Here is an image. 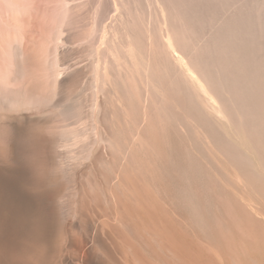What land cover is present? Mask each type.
Returning a JSON list of instances; mask_svg holds the SVG:
<instances>
[{"label": "rangeland", "instance_id": "rangeland-1", "mask_svg": "<svg viewBox=\"0 0 264 264\" xmlns=\"http://www.w3.org/2000/svg\"><path fill=\"white\" fill-rule=\"evenodd\" d=\"M164 1L165 10L174 8ZM200 1H210L203 23L185 30L186 15L173 13L171 50L181 47L175 53L184 51L185 61L195 56L189 64L207 74L228 117L225 128L209 116L204 98L201 105L193 91L187 98L196 103L183 98L178 76L167 81L176 82L172 92L179 91L183 107L169 100L177 92L163 102L156 72L152 83L140 70L146 46L159 57L157 68L172 69L153 0H0V179L16 181L23 204L48 226L43 242L24 245L3 238L0 227L10 264H264V0H220L223 9L211 16V0ZM124 13L134 19L122 27L128 33L113 27ZM165 124L176 130L172 141ZM133 132L145 136L142 148ZM147 150L172 160L171 204ZM0 200L6 223L14 210L1 190Z\"/></svg>", "mask_w": 264, "mask_h": 264}, {"label": "bare ground", "instance_id": "bare-ground-1", "mask_svg": "<svg viewBox=\"0 0 264 264\" xmlns=\"http://www.w3.org/2000/svg\"><path fill=\"white\" fill-rule=\"evenodd\" d=\"M149 1V0H148ZM209 1V0H208ZM222 1V0H221ZM233 0H231V2H232ZM235 1V0H234ZM125 2V1H124ZM153 2H154V4H155V6L158 8V12H157V17H156V19H157V24H158V26L160 27V29H161V32H162V34H163V36H164V38H165V42H166V46H167V49H168V51H167V54H168V57L167 56H164V57H166L167 58V61H168V63H169V65L172 67V69L169 67V68H167V69H164L163 67L161 68V70L159 69V68H157L158 67V58H156L153 54H152V52H150L149 50H148V48L149 47H145L144 49H143V53H141L142 55H140V51L138 52V50L136 51V55L137 54H139L140 55V58L141 57H143V58H139V60L140 61H138V62H140L139 64V67H141V69L140 70H142V71H144L145 72V74H146V77L148 78V77H153L154 76V74H153V70H154V72H156V75H155V77L157 78V80L155 81V80H153L151 77H150V79H151V82L152 81H155L154 83L156 84V92L158 93V94H160L162 97V99H165L163 102H165L166 101V104L168 105V98H167V96L171 93V94H174V93H176V92H172V91H174V87H172L173 85H174V83L176 84V82L174 81V83L173 84H170L171 82H168L167 80L168 79H170L171 81H172V79H176V76H178V78H179V81H177V84L176 85H179L178 83H180L181 82V89H178V88H180V87H176L177 88V90H180V91H182V92H180V93H182V95H183V98H187V96L189 95V98L191 97L192 98V94H191V92L192 93H196V98L194 97V99H197V96L199 95V100L197 101V103L195 102V101H192V99H190L192 102H195L196 103V105L197 104H199V105H201V103H199V101L201 100V101H203V99L202 98H204V100H205V102H207L208 104H206V106H205V110H206V107L208 108V107H210V110H209V108L207 109V110H209V112L210 113H208L209 114V116L211 115V117H212V119H213V121H214V123L216 124V125H218V126H221V127H224L223 126V123L224 122H226L227 121V118H226V114H225V112H223L224 110L221 108V104H220V100L218 101V100H216L215 99V97L213 96V93H215V91H214V89H213V92L211 93L209 90H208V88L209 87H207V85H209V83H210V80H209V82H208V79L201 73V71H200V73L198 72V69H194L192 66L194 65H190L189 63L191 62V61H188V57H186L187 58V60L185 61V59H183L182 58V54L185 56V53H184V51L182 52V54H180L179 55V53L177 54V53H175V52H178V51H180V50H178L179 48H181V47H179L178 49L177 48H175V52H174V50L172 51L171 50V48H172V46H174L173 45V43L176 41V37H177V34H176V32H177V30H176V28H178L177 27V23L175 22V19H174V17H173V13H181V12H183V15L185 14L186 15V20H185V22H183V21H181V22H183V26H184V29L185 28H188L189 27V24H190V22H197V23H200V22H204V20L206 21V19H204L203 20V16H205L207 13H208V8H205L206 7V5L210 2H206V4L205 3H203V2H201L200 0H170V2L169 3H174V8H172V7H169V8H166V10L163 8V6H164V3H165V1L164 0H153ZM211 2L213 3L212 5H211V9L209 10V11H211V13H209L208 14V16L210 15L211 16V14L213 15V14H216V12L217 13H219V9L221 8V9H223V7H221L222 5H221V2H220V0H211ZM121 3V2H120ZM149 3V2H148ZM223 3V2H222ZM228 3H230V1L228 2ZM122 4V3H121ZM121 4H118V5H121ZM147 4V3H146ZM166 4H168V3H166ZM224 4L226 5V1H224ZM224 5V6H225ZM228 5V4H227ZM227 5H226V7H227ZM125 6V5H124ZM153 6V5H152ZM170 6V5H169ZM119 7V6H118ZM230 7V6H229ZM180 8H182V10H180ZM225 8V7H224ZM125 9V8H124ZM129 9V8H128ZM144 9V8H143ZM152 9V8H151ZM234 9V8H233ZM225 10V9H224ZM143 11V10H142ZM129 12V11H128ZM135 12V11H134ZM229 12V11H228ZM237 12V11H236ZM231 13V12H230ZM223 14V13H222ZM128 15H129V13H128ZM131 15V14H130ZM153 15H154V13H153ZM132 16V15H131ZM118 17V18H117ZM115 19H116V22H115V24L113 25V27L116 25V26H118V28L120 27V28H124V27H126L127 25H128V19L130 18V16H129V18L127 19V18H125V13H124V15H119V16H117ZM153 17V16H152ZM155 17V16H154ZM183 17V16H182ZM132 18V19H131ZM130 18V21H132V20H134L133 19V17H131ZM151 18V17H150ZM211 18H213V17H211ZM127 19V20H126ZM147 19H149V18H147ZM146 19V20H147ZM152 19V18H151ZM150 19V20H151ZM185 19V18H184ZM242 19V18H241ZM181 20V19H180ZM129 21V22H130ZM141 21H143V20H141ZM147 21H149V20H147ZM153 22H154V19L152 20ZM234 21V20H233ZM137 22V21H136ZM151 22V21H150ZM218 22V21H217ZM223 22V21H222ZM135 23V22H134ZM141 23V22H140ZM144 23V22H143ZM147 23V22H146ZM149 23V22H148ZM112 24V23H111ZM145 24V23H144ZM151 24V23H150ZM149 24V25H150ZM153 24H155V23H152L151 25H153ZM181 24V23H180ZM139 25V24H138ZM203 25V24H202ZM129 26V25H128ZM130 28H131V30H132V24H130ZM140 26V25H139ZM139 26H137L138 28H139ZM148 26V25H147ZM156 26V25H155ZM209 26V25H208ZM237 26V25H236ZM247 26V25H246ZM136 27V26H135ZM115 28H117V27H115ZM117 28V30L116 31H119L120 29H118ZM121 29V31H124V29ZM133 28H134V26H133ZM136 29V31H138V33H140L139 32V29ZM141 28H144V26L143 27H141ZM141 28H140V30H141ZM181 28V27H180ZM201 28H202V26H201ZM129 29V28H128ZM135 29V28H134ZM133 29V30H134ZM146 29V28H145ZM150 29H151V27H150ZM155 29V28H154ZM113 30H115V29H113ZM130 30V29H129ZM130 30V31H131ZM185 30H187V29H185ZM192 30H194L193 28H192ZM208 30V29H207ZM250 30H252V28H250ZM116 31H114V32H116ZM142 32V36L141 37H146V36H144L143 34L144 33H146V32H144V31H146V30H141ZM211 31V30H210ZM240 31V30H239ZM124 32H126V33H128V31H124ZM123 32V34L125 35L126 33H124ZM153 32H154V30H153ZM160 32V33H161ZM189 32V31H188ZM187 32V33H188ZM243 32V31H242ZM116 33H118V32H116ZM121 33V32H120ZM133 33H135V31H133ZM137 33V34H138ZM186 33V32H185ZM122 34V35H123ZM131 35L129 36V37H131L132 36V32L130 33ZM136 34V33H135ZM128 35V34H127ZM148 35V34H147ZM240 35V34H239ZM243 35V34H242ZM120 36H121V34H120ZM126 36V35H125ZM137 36V35H136ZM136 36H134V34H133V36L131 37V39L134 37V39H136V40H131L132 41V43L134 44V43H136L134 46H136L137 45V47H138V42H137V37ZM181 36H184L183 34L181 35ZM186 36H188V35H186ZM221 36V35H220ZM236 36V35H235ZM245 36V35H244ZM123 36H121V38H122ZM128 37V36H127ZM153 37V36H152ZM183 38H186L185 36L183 37ZM189 38H190V36L187 38L188 39V43H189ZM211 38V37H210ZM249 38V37H248ZM139 39V38H138ZM144 39V38H143ZM147 39V38H146ZM145 39V40H146ZM149 39H151V38H149ZM156 40H157V38H155ZM190 39H192V38H190ZM252 39H253V37H252ZM148 40V39H147ZM186 40V39H185ZM193 40V39H192ZM191 40V41H192ZM202 40V39H201ZM218 40V39H217ZM118 41V40H117ZM139 42L141 41L140 39L138 40ZM143 41V40H142ZM158 41V40H157ZM156 41V42H157ZM161 41H163L162 39H161ZM194 41V40H193ZM130 42V41H129ZM247 42H248V40H247ZM132 43H130V45H133ZM143 43H144V41H143ZM149 43H151V41H149ZM160 42H158V44H159ZM179 43V42H178ZM182 43V42H181ZM196 43H197V41H196ZM249 43V42H248ZM144 44H146V43H144ZM143 44V45H144ZM148 44V43H147ZM177 44V43H176ZM184 44H186V43H184ZM191 44H192V42H191ZM195 44V43H194ZM114 45V44H113ZM154 45H156V44H154ZM161 45V44H160ZM188 45V44H187ZM198 45V44H197ZM231 45V44H230ZM251 45V44H250ZM128 46V45H127ZM133 46V47H134ZM149 46V45H148ZM152 46V45H151ZM150 46V47H151ZM180 46H182V45H180ZM126 47V46H125ZM133 47H132V49H133ZM154 47V46H153ZM152 47V48H153ZM162 47V46H161ZM183 47H185V46H183ZM190 47V46H189ZM252 47V46H251ZM166 47H164V49H165ZM194 48V46H192V48L191 49H193ZM205 48V47H204ZM126 49H128V48H126ZM135 49H136V47H134V50H133V52L135 51ZM151 49V48H150ZM162 49V48H161ZM182 49V48H181ZM248 49V48H247ZM128 50H130V48L128 49ZM176 50H178V51H176ZM195 50V49H194ZM193 50V51H194ZM131 51V50H130ZM226 51V50H225ZM138 52V53H137ZM150 52V53H149ZM158 52V51H157ZM161 52V51H160ZM160 52H158V53H160ZM163 52H165V51H163ZM206 52V51H205ZM208 52V51H207ZM229 52V51H228ZM146 53H149L148 55H146L147 57H144L145 56V54ZM157 53V54H158ZM190 53H192V51L190 52ZM135 54V53H134ZM162 54V53H161ZM167 54H165V55H167ZM193 54V53H192ZM211 54V53H210ZM224 54V53H223ZM226 54V53H225ZM228 54H231V53H228ZM126 55H127V53H126ZM164 55V54H163ZM215 55V54H214ZM234 55V54H233ZM135 56V55H134ZM138 56V55H137ZM148 56H151V58L150 57H148ZM161 56V55H160ZM213 56V55H212ZM228 56V55H227ZM190 57H195V56H190ZM189 57V58H190ZM132 58V57H131ZM130 58V59H131ZM165 58V59H166ZM185 58V57H184ZM204 58V57H203ZM228 58V57H227ZM130 59H129V57H128V60H129V62H131L130 61ZM133 59V58H132ZM138 59V58H137ZM157 59V60H156ZM231 59V58H230ZM136 60V59H135ZM209 60V59H208ZM134 61V60H133ZM162 61V60H161ZM188 61V62H187ZM207 61V60H206ZM219 61H221V60H219ZM226 61H228V60H226ZM128 62V63H129ZM164 62V61H163ZM211 62V61H210ZM212 62H213V60H212ZM216 62H218V61H216ZM161 63V62H160ZM193 63V62H192ZM130 64V63H129ZM162 64V63H161ZM201 64V63H200ZM133 64L131 63L130 64V66H132ZM236 65H237V63H236ZM219 66V65H218ZM217 66V67H218ZM225 66V65H224ZM249 66V65H248ZM126 67H127V65H126ZM133 67L135 68V66L133 65ZM133 67H132V69H133ZM160 67V66H159ZM203 67H205L204 65H203ZM222 67V66H221ZM234 67V66H233ZM238 67H239V65H238ZM131 68V67H130ZM130 68H128L129 69V71H131L130 70ZM197 68H199V67H197ZM201 68V67H200ZM229 68V67H228ZM232 68V67H231ZM170 69V70H169ZM219 69H221V68H219ZM134 71H136L135 69H133ZM215 70V69H214ZM223 70V69H222ZM225 70V69H224ZM248 70V69H247ZM172 71V72H171ZM174 71V72H173ZM219 71V70H218ZM140 72V71H139ZM248 72V71H247ZM150 74V75H149ZM151 74H153V75H151ZM177 74V75H176ZM203 76H202V75ZM230 74V73H229ZM250 74H252V73H250ZM138 75H139V73H138ZM160 75V76H159ZM209 75V74H208ZM222 75V74H221ZM135 76V75H134ZM139 76H141V75H139ZM213 76V75H212ZM253 76H254V74H253ZM142 77V76H141ZM206 78L207 79V81L204 79V78ZM248 77V76H247ZM177 78V79H178ZM248 78H250V77H248ZM252 78V77H251ZM231 80V79H230ZM147 81V80H146ZM205 81H206V83H205ZM207 82H208V84H207ZM231 82V81H230ZM250 82V81H249ZM153 83V82H152ZM145 90V89H144ZM249 90H251V89H249ZM179 92V91H178ZM177 92V93H178ZM188 92H190V94H188ZM195 93H194V95H195ZM198 94V95H197ZM181 95V94H180ZM179 93H178V96L176 97V95L174 96V95H172V96H170L169 97V100L171 101V103H172V105H178V107H183V105H184V101H183V103L181 102V100L183 99H180L179 98ZM218 95V94H217ZM223 95V94H222ZM247 96V95H246ZM218 97H220V96H218ZM248 98V97H247ZM188 99V98H187ZM186 100V99H185ZM189 100V99H188ZM189 100V101H190ZM190 101V102H191ZM200 101V102H201ZM217 101H218V104H219V106H218V104H217ZM243 101V100H242ZM187 102V101H186ZM190 102H188V103H190ZM191 102V103H192ZM170 103V102H169ZM190 103V104H191ZM128 104V103H127ZM190 104H188V105H190ZM195 105V106H196ZM143 106V105H142ZM169 106H171V105H169ZM192 106H193V104H192ZM173 107V106H172ZM172 107H170V108H172ZM186 108V107H185ZM192 108V107H191ZM195 108V107H194ZM220 108H221V110H220ZM224 108V107H223ZM203 111H205L204 110V108L202 109ZM125 111V110H124ZM161 111V110H160ZM172 111V110H171ZM189 111V110H188ZM157 112V111H156ZM178 112V111H177ZM179 113V112H178ZM171 114V113H170ZM169 114V115H170ZM173 114V113H172ZM177 114V113H176ZM188 114V113H187ZM200 114V113H199ZM204 114V113H203ZM205 114H207L206 112H205ZM144 115V114H143ZM148 115V114H147ZM198 115V114H197ZM201 115V114H200ZM146 116V115H145ZM150 116V115H149ZM154 116V115H153ZM90 117V116H89ZM165 117V116H164ZM149 118V117H148ZM151 118V117H150ZM206 118V117H205ZM124 119V118H123ZM122 119V120H123ZM152 119V118H151ZM169 119V118H168ZM148 120H150V119H148ZM206 120V119H205ZM131 121V120H130ZM165 121V120H164ZM208 121V120H207ZM210 121V120H209ZM208 121V122H209ZM149 122V121H148ZM151 122V121H150ZM166 122V121H165ZM173 122H175V121H173ZM173 122H172V125H173ZM134 123V122H133ZM160 123V122H159ZM184 123V122H183ZM185 123H187V122H185ZM155 124V123H154ZM143 125V124H142ZM161 125V124H160ZM189 125V124H188ZM156 126H158V125H156ZM165 126H166V124H165ZM185 126V125H184ZM229 126H230V122H229ZM160 127V128H159ZM172 127V126H171ZM140 128H142V127H140ZM174 127H172V129H173ZM214 128H215V125H214ZM225 128V127H224ZM230 128V127H229ZM237 128V127H236ZM158 129H161V130H159L158 132H160V131H162V129H164V128H162L161 126H158ZM184 130V128L183 127H181V130ZM213 129V128H212ZM79 130V129H78ZM135 130V129H134ZM165 130H169L168 128H167V126H166V129ZM180 130V131H181ZM182 130V131H183ZM186 130V129H185ZM206 130V129H205ZM218 130H220V129H218ZM145 131V130H144ZM157 131V130H156ZM164 131V130H163ZM174 131H176V130H174ZM174 131L172 132L171 131V128H170V130L167 132V133H169V137L167 138V140L168 141H172L173 140V138H174ZM194 131V130H193ZM223 131V130H222ZM221 131V132H222ZM220 132V131H219ZM179 133V132H178ZM208 133V132H207ZM159 134V133H158ZM160 134H161V132H160ZM225 134V133H224ZM184 135V134H183ZM193 135V134H192ZM248 135V134H247ZM161 136H162V134H161ZM190 136V135H189ZM225 136V135H224ZM194 137H195V135H194ZM124 138V137H123ZM148 138H150L149 136H148ZM158 138H159V135H158ZM163 138H164V136H163ZM179 138V137H178ZM207 139V138H206ZM175 140V139H174ZM178 140V139H177ZM203 140V139H202ZM132 141H133V143L134 144H139L140 145V147L142 148V143L145 141V136L144 135H142L141 133H139V132H133V134H132ZM179 141V140H178ZM224 141V140H223ZM229 141V140H228ZM130 142V141H129ZM158 142H160L159 140H158ZM180 142V141H179ZM183 142V141H182ZM212 142H213V139H212ZM123 143H125V142H123ZM164 143H165V141H164ZM170 143V142H169ZM169 143H167V144H169ZM178 143V142H177ZM181 143V142H180ZM179 143V144H180ZM188 143V142H187ZM239 143V142H238ZM167 144H166V146H167ZM161 145H162V143H161ZM164 145V144H163ZM182 145V144H181ZM30 146V145H29ZM33 146V145H32ZM189 146V145H188ZM227 146V145H226ZM179 147H180V145H179ZM182 147V146H181ZM155 148V147H154ZM203 148V147H202ZM215 148V147H214ZM219 148V147H218ZM223 148H224V146H223ZM149 149V148H148ZM169 149V148H168ZM183 149V148H182ZM227 149V148H226ZM140 150V149H139ZM138 150V151H139ZM150 150H152V149H150ZM129 151H130V149H129ZM148 151V150H147ZM154 151V150H153ZM165 151V150H164ZM183 151H185L184 149H183ZM183 151H182V153H183ZM189 151H190V148H189ZM155 152V151H154ZM157 152V151H156ZM159 152L161 153V151H158L157 153L159 154ZM131 153H133V152H131ZM148 153H149V151H148ZM164 153V152H163ZM186 153H187V151H186ZM149 154H155V153H149ZM174 154V153H173ZM184 154V153H183ZM188 154H189V152H188ZM82 155V154H81ZM185 155V154H184ZM29 156V155H28ZM27 156V157H28ZM152 156V155H151ZM159 156H162V155H160L159 154ZM168 156H170V158H171V156H172V153H170V155H168ZM177 156H179V154L177 155ZM201 156V155H200ZM224 156V155H223ZM166 158H167V156H165ZM180 157V156H179ZM231 157V156H230ZM233 157V156H232ZM149 158H150V156H149ZM155 158V165L157 166V168H158V170H160V172H162V175H163V178H164V180H165V187L162 189V191H163V194L165 195L164 196V199L166 200V203L167 204H171V201H173L174 200V192H173V183H174V181H173V178H172V172H173V169H172V164H171V159H165V160H163V159H161V158H159L156 154H155V157H152L151 159H154ZM173 158V157H172ZM187 158V157H186ZM189 158V157H188ZM207 158V157H206ZM150 159V160H151ZM245 159V158H244ZM36 160V159H35ZM246 160V159H245ZM31 162V161H30ZM120 162V161H119ZM123 162V161H122ZM136 162V161H135ZM151 162V161H150ZM175 162H177V161H175ZM243 162H246V161H243ZM127 163V162H126ZM132 163V162H131ZM131 163H129V164H131ZM247 163V162H246ZM139 164V163H138ZM152 164V163H151ZM188 164L190 165V163L188 162ZM196 164V163H195ZM134 165V164H133ZM178 165V164H177ZM200 165V164H199ZM248 165V164H247ZM37 166V165H36ZM107 167H108V165H107ZM181 167V166H180ZM190 167H191V169H192V165H190ZM153 168V167H152ZM184 168V167H183ZM189 168V167H188ZM181 169V168H180ZM108 170V169H107ZM147 170H149V169H147ZM155 170L156 169H154V172H155ZM212 170V169H211ZM126 171V170H125ZM128 171V170H127ZM145 171V170H144ZM157 171V170H156ZM187 171V170H186ZM189 171V170H188ZM196 171V170H195ZM215 171H216V169H215ZM247 171V170H246ZM98 172V171H97ZM147 172V171H146ZM153 173V172H152ZM174 173H175V171H174ZM130 174V173H129ZM144 174H145V172H144ZM158 174H159V171H158ZM161 174V173H160ZM177 174H179V171H178V173ZM189 174V173H188ZM194 174H197V173H194ZM193 174V175H194ZM212 174V173H211ZM34 175V174H33ZM142 175V174H141ZM141 175H139V176H141ZM146 175V174H145ZM149 175V174H148ZM152 175V174H151ZM151 175H149V176H151ZM94 176V175H93ZM131 176H132V174H131ZM138 176V177H139ZM142 176H144V175H142ZM147 176V175H146ZM148 176V177H149ZM159 176V175H158ZM174 176H175V174H174ZM182 176V175H181ZM147 177V178H148ZM188 177V176H187ZM193 177V176H192ZM6 178H8V177H6ZM6 178H1L0 179V190H1V192L3 193V195H4V197H5V199L12 205V208H13V210H14V214H13V217H12V219H10L9 221H7L6 223H3V222H0V227H2L1 228V230H2V232H3V238H6V240L7 239H13L12 237H16L17 238V240H19V244L18 245H21V244H25V243H27V241L29 242V241H34V242H37V241H42V240H40L41 239V237H43L42 235H44V237H45V235H46V231H47V227L48 226H46V223L44 224V221H42V219L41 220H39V219H36V216H34L35 215V213L31 210V208H29L26 204H23V195H22V191L20 192L19 190V188H17V183L15 184V182L16 181H11V179H6ZM10 178V177H9ZM95 178V177H94ZM150 178V177H149ZM152 178V177H151ZM34 179V178H33ZM157 178H155V179H153V180H156ZM176 179V178H175ZM179 179H180V177H179ZM192 179V178H191ZM195 180V179H194ZM95 181V180H94ZM134 181V180H133ZM146 181H148V179L146 180ZM149 181H150V179H149ZM148 181V182H149ZM158 181H159V179H158ZM187 181H188V179H187ZM230 181V180H229ZM97 182V181H96ZM114 182V181H113ZM119 183V182H118ZM150 183V182H149ZM160 183V182H159ZM188 183H189V181H188ZM80 184V183H79ZM94 184H96V183H94ZM32 185H33V183H32ZM20 186V185H19ZM96 186H98V185H96ZM106 186V185H105ZM156 186L157 185H155V188H156ZM32 187V186H31ZM99 187V186H98ZM117 187H119V186H117ZM33 188V187H32ZM138 188H140V187H138ZM155 188H153V189H155ZM82 189V188H81ZM98 189V188H97ZM100 189V188H99ZM84 190V189H83ZM141 190V189H140ZM115 191H116V189H115ZM154 191H157V193L159 192V190H158V188H157V190H154ZM220 192V191H219ZM208 193V192H207ZM135 194V193H134ZM162 194V193H161ZM222 194V193H221ZM26 195V194H25ZM103 195V194H102ZM101 195V196H102ZM115 195V194H114ZM114 195H113V198H114ZM119 195H121V194H119ZM28 196V195H27ZM26 196V197H27ZM135 196V195H134ZM137 196V195H136ZM110 197V196H109ZM200 197V196H199ZM106 198H107V196H106ZM116 198H118V196H116ZM162 198V197H161ZM176 198V197H175ZM187 199V198H186ZM185 199V200H186ZM36 200V199H35ZM120 200V199H119ZM118 200V201H119ZM152 200V199H151ZM180 200V199H179ZM1 201V200H0ZM117 201V202H118ZM123 201V200H122ZM189 201V200H188ZM110 202V201H109ZM120 202V201H119ZM2 203V202H1ZM114 203V202H113ZM121 203V202H120ZM164 203V202H163ZM31 204V203H30ZM107 204V203H106ZM33 205V204H32ZM84 205V204H83ZM122 205V204H121ZM143 205V204H142ZM164 205H166V204H164ZM188 205V204H187ZM9 206V205H8ZM148 206V205H147ZM171 206H174V204H172ZM170 206V207H171ZM89 207V206H88ZM125 207V206H124ZM166 207V206H165ZM1 208V207H0ZM84 208V207H83ZM150 208V207H149ZM169 208V207H168ZM35 209V208H34ZM107 210V212L109 211L108 209H106ZM123 210V209H122ZM131 210V209H130ZM187 210V209H186ZM233 210H235V209H233ZM7 211H8V209H7ZM10 213L12 212V211H9ZM87 212V211H86ZM177 212V211H176ZM238 212V211H237ZM33 213H34V215H33ZM116 213V212H115ZM124 214H125V212H124ZM45 215V214H44ZM81 215V214H80ZM115 215H117V214H115ZM172 215V214H171ZM178 215V214H177ZM185 215V214H184ZM237 215V214H236ZM38 216V215H37ZM174 216H176V215H174ZM179 217H180V215H179ZM185 218H186V216H184ZM198 217V216H197ZM211 217V216H210ZM38 218V217H37ZM223 218V217H222ZM108 219V218H107ZM106 219V220H107ZM110 219V218H109ZM47 220V219H46ZM82 220V219H81ZM182 220V219H181ZM100 221V220H99ZM124 221V220H123ZM131 221V220H130ZM178 221H180L179 220V218H178ZM184 221H185V219H184ZM225 221V220H224ZM112 222V221H111ZM121 222H122V220H121ZM191 222V221H190ZM181 223V222H180ZM184 223V222H183ZM120 225V224H119ZM169 225V224H168ZM121 227V226H120ZM142 227V226H141ZM103 228V227H102ZM119 228V227H118ZM153 228V227H152ZM117 229V228H116ZM115 229V230H116ZM118 231H119V229H118ZM214 231V230H213ZM117 232V231H116ZM124 232V231H123ZM128 232V231H127ZM104 233V232H103ZM123 235V234H122ZM157 235V234H156ZM200 235V234H199ZM117 236V235H116ZM120 236V235H119ZM131 236V235H130ZM2 238V237H1ZM1 238H0V241H1ZM211 238V237H210ZM43 239H45V238H43ZM208 239V238H207ZM113 240V239H112ZM117 240V239H116ZM3 241V240H2ZM1 241V242H2ZM1 242H0V261H2V262H8L9 264H10V262L9 261H7L8 260V258L6 257V256H4L5 254H4V250H3V247L4 246H2V244H1ZM3 242H5V241H3ZM43 242V241H42ZM114 242V241H113ZM214 242V241H213ZM11 243V242H10ZM38 243V242H37ZM8 244V243H7ZM6 244V245H7ZM115 244V243H114ZM17 245V244H16ZM14 247V246H13ZM112 248V247H111ZM123 248V247H122ZM8 249H10V247L8 248ZM26 250V249H25ZM37 250V249H36ZM10 251V250H9ZM22 251V250H21ZM31 252V251H30ZM110 252V251H109ZM6 253V252H5ZM34 253H35V251H34ZM12 254V253H11ZM15 254V253H14ZM28 254V253H27ZM29 255V254H28ZM115 255V254H114ZM2 256H4V257H2ZM39 256V255H38ZM37 256V257H38ZM192 256V255H191ZM212 256V255H211ZM2 257V258H1ZM4 258V259H3ZM13 258V257H12ZM44 258V257H43ZM156 258V257H155ZM211 258V257H210ZM24 260V259H23ZM35 260V259H34ZM41 260V259H40ZM11 261V260H10ZM22 261V260H21ZM25 261V260H24ZM38 261V260H37ZM136 261H138V260H136ZM114 262V261H113ZM139 262V261H138ZM197 262V261H196ZM42 263V262H41ZM141 263V262H140ZM12 264V263H11ZM128 264V263H127Z\"/></svg>", "mask_w": 264, "mask_h": 264}]
</instances>
